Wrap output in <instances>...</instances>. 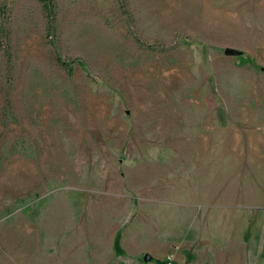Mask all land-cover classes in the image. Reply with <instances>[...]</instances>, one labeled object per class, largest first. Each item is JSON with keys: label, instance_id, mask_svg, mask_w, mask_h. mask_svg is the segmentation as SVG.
<instances>
[{"label": "rangeland", "instance_id": "1", "mask_svg": "<svg viewBox=\"0 0 264 264\" xmlns=\"http://www.w3.org/2000/svg\"><path fill=\"white\" fill-rule=\"evenodd\" d=\"M51 6L0 0V264H264V0Z\"/></svg>", "mask_w": 264, "mask_h": 264}, {"label": "trees", "instance_id": "2", "mask_svg": "<svg viewBox=\"0 0 264 264\" xmlns=\"http://www.w3.org/2000/svg\"><path fill=\"white\" fill-rule=\"evenodd\" d=\"M41 5L44 7V9L47 11L49 14L50 10L52 9V0H38Z\"/></svg>", "mask_w": 264, "mask_h": 264}, {"label": "water", "instance_id": "3", "mask_svg": "<svg viewBox=\"0 0 264 264\" xmlns=\"http://www.w3.org/2000/svg\"><path fill=\"white\" fill-rule=\"evenodd\" d=\"M233 52H234V50L231 49V48L226 47V48L224 49V53H225V54H232ZM148 259H149V255H148V254H145V255L143 256V260H148Z\"/></svg>", "mask_w": 264, "mask_h": 264}]
</instances>
